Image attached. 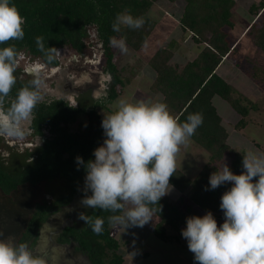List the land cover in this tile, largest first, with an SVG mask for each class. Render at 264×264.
I'll use <instances>...</instances> for the list:
<instances>
[{"label": "trees", "instance_id": "obj_1", "mask_svg": "<svg viewBox=\"0 0 264 264\" xmlns=\"http://www.w3.org/2000/svg\"><path fill=\"white\" fill-rule=\"evenodd\" d=\"M157 0H11L25 19L22 40H12L0 44V48L14 45L16 50L25 49L33 55L48 59V48L65 45L80 52L86 47V39L90 29L102 44L106 71L111 84L108 89V100L112 102L117 97L116 89L121 85L120 70L113 63L110 37L126 38L127 47L134 52L139 51L153 32L158 20L153 17L152 10ZM182 13L179 18L181 31L190 33L195 44L200 45L201 51L195 59L182 68H174L170 62L176 49L177 42L160 47L150 58L148 64L155 73L150 90L159 94L168 109L177 115L183 123L191 113H201L202 125L196 130L191 140L209 154L208 163L201 169L197 177L188 179L177 168L170 178V185L179 193L185 194L178 201L162 197L158 206H152L153 216L158 223L153 228V234L162 242H181V230L186 226V218L202 217L211 212L221 224L220 198L231 184H225L215 190L208 188L209 176L219 171L221 164L230 155L227 165L233 174L243 171L242 156L227 144L228 132L222 125L212 98L217 96L227 102L239 116L234 129L242 130L247 126V117L251 111H256L257 105L245 100L224 79L217 75L216 70L222 59L232 51L228 34L224 28L234 27V0H182ZM129 12L133 17H143L144 25L139 29L121 26L120 32L112 30V23L117 14ZM249 14L253 17L264 16V0L252 5ZM253 44L264 52V24L253 22L248 30ZM44 37L45 50L38 49L35 38ZM52 55V54H51ZM251 77L254 81L264 84V70L252 63ZM23 85L13 87L9 100L14 99L17 91ZM84 116L85 124L76 131L71 126L79 123L78 117ZM103 117L95 108L78 109L69 107L63 101H52L49 104L36 105L33 109L34 127L41 135L42 129L49 128L48 137L39 144L33 153L23 155L20 173L16 176L5 170L0 160V188L7 192L15 191L20 185H37L42 182L64 180L67 182L70 194L67 198H58L52 202L34 204L20 232L17 243L34 240L38 228L50 214L61 206L69 205L77 188L85 177V169L75 162L81 157L85 163L94 160L93 151L103 144L105 139L101 121ZM22 157L19 155L18 158ZM29 159V160H28ZM79 167V170H77ZM159 207V210H158ZM122 213H111L95 209L90 216L104 219L103 232L100 235L91 231L86 225L78 230L67 228L64 231V241L73 240L78 250L83 252L91 264H124L123 256L118 252L120 243L111 236L108 217ZM172 231L168 234L167 231ZM63 237V236H62Z\"/></svg>", "mask_w": 264, "mask_h": 264}, {"label": "clouds", "instance_id": "obj_2", "mask_svg": "<svg viewBox=\"0 0 264 264\" xmlns=\"http://www.w3.org/2000/svg\"><path fill=\"white\" fill-rule=\"evenodd\" d=\"M144 23L143 17L125 11L116 15L112 30L118 33L121 26L139 29ZM24 24L16 5L0 0V44L22 40ZM35 42L43 52L44 37L37 36ZM109 44L121 53L128 51L124 37H110ZM47 52L49 61L54 58L52 53L58 54L55 48ZM17 67L15 46L0 48V137L23 140L27 134L23 125L31 121L33 109L42 100V82L34 78L9 100L17 82ZM76 106L73 101L71 107ZM202 123L201 113H191L185 122H179L160 101L119 99L113 111L103 114L105 139L93 151L94 160L85 163L81 157L75 158L76 164L85 169L81 206L122 213L109 216V224H121L124 229L143 227L152 219V206H158L171 190L170 178L176 172L180 147L190 142ZM242 157L241 174H233L223 162L219 171L210 174L205 189L231 184L220 198L224 222L218 226L210 211L202 217L186 218L180 234L193 254L194 264H264V153L249 150ZM78 218L90 225L94 234H102L103 218L93 219L86 212ZM0 264H48V260L30 250L28 244L8 237L0 239Z\"/></svg>", "mask_w": 264, "mask_h": 264}, {"label": "rangeland", "instance_id": "obj_3", "mask_svg": "<svg viewBox=\"0 0 264 264\" xmlns=\"http://www.w3.org/2000/svg\"><path fill=\"white\" fill-rule=\"evenodd\" d=\"M258 1L234 0V29L226 30L230 35V43L235 47V51L231 56L235 62L230 63L229 61L226 65H228L229 70L227 81L246 100L257 104L259 112H251L246 119L247 126L245 129L237 132L234 131L233 126L239 117L232 112L226 103L220 100L215 102V106L225 120L226 128L230 135L229 146L243 155L249 150L264 153V86L252 79L250 76V65L246 62L248 59L252 60L264 70V54L251 44L249 35L245 36L246 34H243L237 43L235 41L239 38L240 33L245 30L244 27L247 26V20L252 22L256 18L251 15L249 17L247 6ZM182 7V0H157L152 10L153 17L158 20L157 26L154 28L143 48L139 52H134L127 47V53H121L118 48H112L113 63L120 70V78L122 81L121 85L117 87L116 92L119 94L122 91V94L118 98L116 97L115 102L111 104L108 100V89H106V87L110 86L111 81L109 80L105 85L99 72L90 77L89 73L92 70L89 67L84 73L86 77L80 81V95L78 94L80 103L78 107L81 109L95 108L103 117V114L107 115L114 110L116 102L121 98H125L130 102L133 99L151 100V95L153 94L144 85L146 82L144 80L145 77L140 78L141 74L139 71H142L141 69L146 67L149 77L151 76L153 80L154 72L147 64L148 58H150V52L155 51L160 46H165L169 41L189 42L188 34H183L177 24L179 15L176 13L180 12ZM256 21L259 25L264 24V16ZM246 30L248 31V29ZM94 41H97L95 30L90 29L86 42L89 46H93ZM189 43L191 45L189 48L191 51L174 58V61L172 60L174 66L182 68L181 66L193 58L196 48L191 42ZM131 56L133 59H131ZM134 75H139V79L143 82H136L137 78L134 79ZM169 111L172 115H175L172 110L169 109ZM78 122L71 126V131H76L79 127H83L85 124L84 116L80 115ZM39 143V139L34 140L29 136H25L23 140L6 138L5 141H0V154L4 160V165H7L5 170L7 169L14 176L20 173V167L23 164L22 160L24 157L18 158L19 153L17 154L16 151L22 153L28 150V153H33V147H36ZM9 144L13 145L12 149L14 148L15 152H11L8 146ZM186 145L180 147L176 160L181 161L182 164L193 162L195 168L200 169L209 160L207 154L196 144L194 145L188 142ZM191 150L195 151L194 154L201 153L203 156L191 157ZM223 162L228 165L230 156L226 155ZM81 183L73 197L70 209L66 213L54 212L50 219V224L45 226L50 231L47 229L43 230L42 239L44 241H52V238H56L55 229L53 228L56 227L58 220H61V218L65 221H76L78 223V230H81L85 226V222L78 218L79 214L86 212L87 215H90L92 211H95V209H85L81 206L80 201L84 195V180ZM66 186L67 182L57 179L52 182H42L37 185H20L17 190L10 192L0 188V234H2L0 235V239L13 237L16 240L34 204L42 202L49 203L60 197L67 198L70 191H68L69 188ZM88 195H91V193L89 192ZM178 195L179 193L171 187V190L165 196L169 200L174 201ZM223 222L224 215L222 212L221 224ZM52 223H54V226ZM157 223L158 218L156 219V217L152 216V219L143 227L133 226L124 229L121 224H116L111 227V236L120 243L118 252L123 256L124 264H194L193 254L188 250L185 239L181 240L180 244H178L175 240L162 242L156 238L153 234V228ZM45 231L48 232L45 233ZM167 233L172 234V231L168 230ZM41 246L40 244L36 245L30 250L37 255H41ZM64 252L65 250H63ZM63 253L60 252L59 254L64 255Z\"/></svg>", "mask_w": 264, "mask_h": 264}, {"label": "flooded vegetation", "instance_id": "obj_4", "mask_svg": "<svg viewBox=\"0 0 264 264\" xmlns=\"http://www.w3.org/2000/svg\"><path fill=\"white\" fill-rule=\"evenodd\" d=\"M96 40L97 41H94L95 43L93 46H89L86 42L87 47L80 52L74 51L65 45L59 46L56 48L58 54L52 53L54 58L51 61L41 56L33 55L25 49H19L17 51L18 67L15 73L17 78L16 84L25 86L34 78H38L42 82L39 89L42 100L38 105H46L52 101H63L71 107L73 101H75L77 103L75 108L80 109L78 107L80 103L78 94L80 95V81L86 77L84 74L86 69L90 67L92 70L91 73H89L90 77L99 72L105 85L106 82L110 80L106 71V65L104 67L105 57L102 44L99 42L97 36ZM106 89H109V87H106ZM23 127L27 130L26 136H29L34 140L39 139V144H41L45 137H48L49 128H46L45 126V128L42 129L43 134L39 135L38 129L34 127L32 120L25 122ZM2 140L5 141L6 137H0V141ZM8 146L11 149V152H15L14 148L12 149V144H9ZM38 146L39 145L36 147L34 146L33 151ZM16 152L17 154L19 153L18 155L23 156L28 150H25V152L22 153L19 151ZM1 156L2 155L0 154L1 163L5 168L7 165H4V160ZM71 206L72 203L66 206H61L56 212L66 213ZM53 214H50L49 217L41 223L36 238L28 243L29 248L32 249L36 245H42L41 255L47 258L48 264H91L88 257L78 250V246L73 240L69 239V241H64L65 237L63 234L67 228L73 227L79 229L76 221H65L61 218V220H58L56 227L53 228L55 229L56 238H52V241H44L42 239L43 230L47 229L45 226L50 224V219ZM53 224L54 223H52V225ZM48 231H45V233ZM62 249L65 250L64 253ZM58 252H61L64 255H61Z\"/></svg>", "mask_w": 264, "mask_h": 264}, {"label": "crops", "instance_id": "obj_5", "mask_svg": "<svg viewBox=\"0 0 264 264\" xmlns=\"http://www.w3.org/2000/svg\"><path fill=\"white\" fill-rule=\"evenodd\" d=\"M259 2V1H258ZM257 2V3H258ZM254 4H256V2H253L252 4H250L249 6H247L248 7V10H247V13H248V15H249V17H250V14H249V9H250V7L252 6V5H254ZM234 10V9H233ZM234 12V11H233ZM181 13H182V10L180 11V12H178V13H176L177 15H179L178 16V18H177V21H178V26H179V28H180V24H179V18H180V16H181ZM261 18V17H260ZM259 18L257 17V19L255 18V22H257L256 20H258ZM254 21H252V22H249V20H247V26H245L244 28H245V30H243L241 33H240V36H239V38H237L235 41H236V43L239 41L238 39H240L241 37H242V35L243 34H246L245 36H247L248 35V31L246 30V29H248L249 30V27H250V25L254 22ZM156 26H157V24H156ZM243 28V29H244ZM226 29H229V28H224V30H225V32L228 34V40L230 39V35H229V33H228V31L226 30ZM232 29H234V27L232 28ZM232 29H229V30H232ZM180 30H181V28H180ZM152 34V33H151ZM184 34H188L187 36H188V41L189 42H191L194 46H195V52H194V56H193V58L191 59V60H189L188 62H186L185 64H187V63H189V62H191L193 59H195L196 58V56L198 55V53L201 51V46L200 45H198V44H195L194 43V41L192 40V37H191V34L188 32V33H184ZM151 36V35H150ZM149 36V37H150ZM149 39V38H148ZM249 39H250V37H249ZM147 42V41H146ZM145 42V43H146ZM177 42V45H176V49L174 50V53H173V57H172V59H171V62H170V64L174 67V68H180V67H176V66H174L173 64H172V60L174 61V58H176V57H179V56H182L183 54H185V53H189L190 51H191V49H189L190 48V43L188 42V43H186L185 41H176ZM229 42H230V40H229ZM250 42H251V44L255 47V48H257L258 50H260L258 47H256L254 44H253V42L251 41V39H250ZM144 43V44H145ZM169 43V42H168ZM167 43V44H168ZM166 44V45H167ZM231 44V43H230ZM165 45V46H166ZM232 45V44H231ZM144 46V45H143ZM143 46H142V48H143ZM160 47H164V46H160ZM159 47V48H160ZM141 48V49H142ZM159 48H157L155 51H151L150 52V58L154 55V53L159 49ZM237 48V47H236ZM130 49V48H129ZM140 49V50H141ZM139 50V51H140ZM133 51V50H132ZM139 51H137V52H139ZM234 51H235V47L234 46H232V51H231V53L228 55V56H226V57H224L223 59H222V62H221V64H220V66L217 68V70H216V73H217V75L218 76H220V78H222V79H224L228 84H230L228 81H227V78H228V75H229V70H228V65H226V63H228L229 61H230V63H234L235 61L234 60H232V54L234 53ZM261 51V50H260ZM263 54H264V52L263 51H261ZM128 56H130V55H128ZM191 57V56H190ZM130 58V57H129ZM150 58H148V61H147V64H148V62H149V60H150ZM131 59H133L132 58V56H131ZM184 59H186V58H184ZM128 61H130V59H128ZM246 62H247V64L248 65H250V70H251V66H252V63H254L252 60H246ZM255 64H257V63H255ZM148 66H149V64H148ZM184 66V65H183ZM183 66H181V67H183ZM150 67V66H149ZM142 71H139L140 72V74H141V76H140V78L142 77V78H144L145 77V86H146V88L149 90V92L151 93V94H153V95H151V100L152 101H160V102H163V99H162V97L159 95V94H155V93H153L151 90H150V87H151V84L153 83V81H154V78H155V73H154V78H153V80H152V77L150 76L149 77V74H148V71H147V69H146V67H143L142 69H141ZM152 70V69H151ZM153 71V70H152ZM154 72V71H153ZM250 76H251V71H250ZM133 78L135 79V78H137V81L136 82H143V81H141L140 79H139V75H134L133 76ZM152 80V81H151ZM259 84H261V83H259ZM261 85H263L264 86V84H261ZM230 86L233 88V86L230 84ZM125 89V88H124ZM234 89V88H233ZM235 90V89H234ZM236 91V90H235ZM122 94V91L119 93V94H117V98L120 96ZM239 94V93H238ZM239 95H241V94H239ZM243 97V96H242ZM115 100H116V98L112 101V102H110L111 104H113L114 102H115ZM135 99H133V101H134ZM221 101V102H224V103H226L227 105H228V107L232 110V112H234L233 111V109L230 107V105L227 103V102H225L224 100H221L219 97H217V96H215V97H213L212 98V104L215 106V102L216 101ZM246 100V99H245ZM255 104V103H254ZM257 105V104H256ZM215 108H216V111H217V113H218V115L221 117V119H222V125L224 126V128L227 130V128H226V124H225V120L223 119V117L220 115V113H219V111H218V108L215 106ZM251 112H253V111H251ZM250 112V113H251ZM255 113H257V112H259V107H258V105H257V109H256V111H254ZM175 115V117H177V115H176V113H174ZM234 114H236L235 112H234ZM237 115V114H236ZM250 115V114H249ZM237 117H239L238 115H237ZM248 118V117H247ZM239 120V119H238ZM238 122V121H237ZM236 122V123H237ZM235 123V124H236ZM235 126V125H234ZM234 126H233V128H234ZM245 129V128H244ZM243 130V129H242ZM242 130H236V129H234V131H237V132H240V131H242ZM227 132H228V130H227ZM230 138V135H229V133H228V138H227V144L229 145V139ZM190 142L192 143V144H194L195 145V143L190 139ZM187 146V145H186ZM231 148V147H230ZM232 150H234L233 148H231ZM192 151V150H191ZM204 151V150H203ZM234 151H236V150H234ZM206 154H207V156H208V159H209V154L206 152V151H204ZM237 152V151H236ZM195 153V151H192V153H191V157H194V158H196L197 156H201L202 154L200 153H197V154H194ZM203 156V155H202ZM228 156H230V155H228ZM230 159H231V157H230ZM176 168L182 173V174H184L188 179H190V180H193V179H195L196 177H197V175L199 174V172L201 171V169L206 165V163H208V161L199 169V168H195V165L193 164V162H190L189 164H182L181 163V161H177L176 160ZM221 167H222V164H221ZM173 188V187H172ZM176 190V189H175ZM177 191V190H176ZM178 192V191H177ZM179 193V192H178ZM183 195H185V194H181V193H179V195L174 199V201H178V199L181 197V196H183ZM164 197H166V196H164ZM223 212V211H222ZM155 217V216H154ZM157 219V218H156ZM179 244V243H178Z\"/></svg>", "mask_w": 264, "mask_h": 264}]
</instances>
